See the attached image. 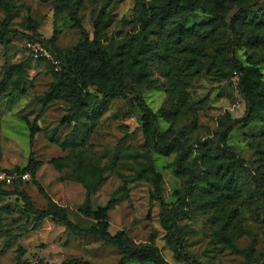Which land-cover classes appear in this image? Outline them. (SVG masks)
<instances>
[{
	"label": "rangeland",
	"instance_id": "1",
	"mask_svg": "<svg viewBox=\"0 0 264 264\" xmlns=\"http://www.w3.org/2000/svg\"><path fill=\"white\" fill-rule=\"evenodd\" d=\"M12 1L10 18L0 10V83L7 65L22 64L24 72L0 90V171L20 183L0 187V264H117V247L76 235L54 217L39 221L21 194L40 210L51 201L66 207L86 229L96 220L80 207L99 174L91 207L114 201L112 234L122 230L137 244H155L170 264L263 261L264 107L248 110L232 71L237 60L264 73V0H179L165 20L152 7L169 0ZM103 12L102 47L137 77L107 104L97 86L81 93V84L71 86L80 70L69 60L83 30L94 39ZM30 42L67 60L35 58ZM137 95L157 114L165 138L179 139L182 148L164 153L147 141ZM33 127L39 130L31 136ZM231 155L244 166L229 186L223 171ZM58 157L66 159L57 164ZM152 167L161 176L158 188ZM89 168L95 174L88 184L78 181ZM205 176L220 188L201 190ZM190 181L194 189L185 195ZM173 209L184 248L179 257L162 224Z\"/></svg>",
	"mask_w": 264,
	"mask_h": 264
},
{
	"label": "trees",
	"instance_id": "2",
	"mask_svg": "<svg viewBox=\"0 0 264 264\" xmlns=\"http://www.w3.org/2000/svg\"><path fill=\"white\" fill-rule=\"evenodd\" d=\"M59 4H67V0H57ZM179 0H169L163 5H154L152 8L154 14L158 16L160 20H165L169 17L172 10L177 8ZM72 18L76 21L77 26L82 29L80 24V19H78L76 11L70 5ZM0 10H3L6 17L10 18L13 15L14 3L12 0H0ZM105 14L103 12V18H99L95 22V36L92 41L89 40L88 35L84 32L82 40L74 47L72 54L69 57L72 64L76 65L79 70V78L74 79L71 86L77 88L78 84L81 89H84L90 85H95L98 87L99 92L103 94V103L107 104L113 97L120 95L121 91L130 90L125 86L128 84L127 80L131 77L135 79L133 70L129 65V68L125 71L122 68L123 60L117 59L115 56L111 55L101 44V31L105 24ZM7 27H4V29ZM34 30H36L34 28ZM51 41L56 40V35L54 34ZM59 61L67 60V57L62 55L56 56ZM71 64V65H72ZM232 75L239 77L240 79V89L244 95L248 110L250 112H257L264 107V73L255 64L244 65L239 61H235L233 64ZM24 72V67L22 64H11L7 65L5 69V75L3 81L0 83V90H4L8 83L12 80L13 76L17 73L22 74ZM235 72L237 75H235ZM142 73V71L140 72ZM137 80V79H135ZM132 90V89H131ZM136 102L138 108L143 113L142 118L144 120V130L146 133L147 141L152 144L159 152L169 153L172 149L182 148L181 141L179 139L169 140L165 138L164 134L160 130L157 114L153 111L151 106L146 102V100L140 96H136ZM171 120L173 118L170 117ZM38 127H33L31 131V136H34L38 131ZM230 130V127L222 134L220 141L224 143L225 136ZM65 157H58L53 159L55 163H60L65 160ZM179 164L182 167V161ZM244 162L239 160L235 155H231L229 160L224 166V175L228 177L225 180V184H230L233 182V176L238 170L243 169ZM151 172L154 175V183L158 188L160 184L161 176L156 173L155 168H151ZM95 174L94 170L90 168L85 174L78 176V181L88 184V179L90 176ZM205 185L201 183V190H207V186L212 189H219L220 184L217 181L212 180L209 176L203 177ZM102 175L99 174L97 180L91 185L87 190L85 204L80 207L82 211L87 216H93L96 223L89 228H81L78 224H75L69 219L68 211L66 207L58 205L55 202H50V205L45 210L37 209L33 206L30 197L25 192H21L24 200L29 207V210L38 218L39 221H43L47 217H54L65 224L67 229L76 235L94 236L102 239L105 243L114 245L122 252V257L117 264H130L132 261L138 262V264H170L162 256L158 247L153 243L137 244L132 240L124 231H119L112 234L109 231V209L113 206L114 201H110L106 206L99 207L97 210H93L91 207V195L95 192L102 183ZM20 182L14 179L12 188H15L16 184ZM7 185L6 183L0 182V187ZM194 187L190 182H186L183 188L185 195L191 194ZM40 190L44 193L42 187ZM155 198H159L158 193ZM162 224L167 230V236L169 237V242L173 246L176 257L181 256L184 253L183 244L180 239V228L177 223L175 209L171 211L170 214H165L162 217ZM226 240V239H225ZM228 242V241H225ZM255 242H253L254 246ZM253 248V247H252ZM41 264H52V263H41ZM59 264H92L89 261L83 260H65ZM203 264V263H195ZM257 264H264V259Z\"/></svg>",
	"mask_w": 264,
	"mask_h": 264
},
{
	"label": "built area",
	"instance_id": "3",
	"mask_svg": "<svg viewBox=\"0 0 264 264\" xmlns=\"http://www.w3.org/2000/svg\"><path fill=\"white\" fill-rule=\"evenodd\" d=\"M29 46L32 47L35 58H46V59L52 60L55 64H59L60 61L56 57H54L53 53L41 43L30 42ZM235 75H237L236 72H235ZM28 176L29 174L27 173L21 175V177L24 179H27ZM14 179H16L14 175L7 174L5 172L0 171V182L1 183L10 184L14 181Z\"/></svg>",
	"mask_w": 264,
	"mask_h": 264
}]
</instances>
